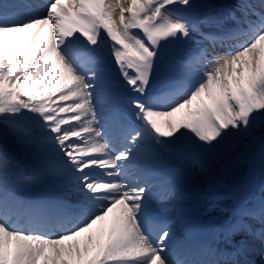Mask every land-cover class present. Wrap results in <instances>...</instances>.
Segmentation results:
<instances>
[{
	"label": "snow or ice",
	"instance_id": "6c2138e0",
	"mask_svg": "<svg viewBox=\"0 0 264 264\" xmlns=\"http://www.w3.org/2000/svg\"><path fill=\"white\" fill-rule=\"evenodd\" d=\"M38 7L0 0V137L38 159L55 187L19 197L8 177L17 161L0 140V264H264V199L213 224L227 259L206 260L175 241L151 195L179 141L209 151L264 129V0ZM173 42L195 45L178 64L163 52Z\"/></svg>",
	"mask_w": 264,
	"mask_h": 264
},
{
	"label": "rangeland",
	"instance_id": "374dc122",
	"mask_svg": "<svg viewBox=\"0 0 264 264\" xmlns=\"http://www.w3.org/2000/svg\"><path fill=\"white\" fill-rule=\"evenodd\" d=\"M9 1H13V0H2V2L5 4H9L8 3ZM198 1L201 2V4H212V3L213 4H219V3L222 4V2H225V3L227 2V0H198ZM35 3L39 5V8L44 10L45 0H43V1L35 0ZM43 13H44V11H43ZM37 46H39V45H37ZM164 50H165V47H164L163 51ZM165 60L170 64H177L176 61H174L172 59L165 58ZM154 83L155 84L156 83L163 84L164 81L158 80ZM257 130L262 132L263 133L262 135H264V129H257ZM230 138H231V140H234V141H242V138H241V140H238V139H235L232 137H227V138H225V140L222 141L223 143L220 144V147L223 146L224 149L233 147V144L229 143ZM0 140H2V142L5 145H8L9 149H12L14 154L19 156V158H15L17 163L14 164L13 166H11L10 169H8V172H9L8 175H10V174L15 175L18 178L28 177L26 183L31 186V188L29 187V189L33 190L32 189L33 185L35 183H37L35 180H38V177L40 178V176L43 177L42 172L40 170V161L34 157H25L23 155V153L19 152V150L14 147V140L12 137L4 135V136L0 137ZM256 146L258 147L257 148L258 149L257 150L258 151L257 152L258 161L264 163V155H262V153H261L262 141L260 140ZM191 147H192L191 143L186 142V140H181L177 143L175 149L169 150L172 152V154H170L168 156H173L174 158L178 159L177 161H179L182 164V168L178 169V171L180 172L179 179L177 180L176 183L170 184L171 186H165L161 190H159L160 186H157V185L155 187L156 188L155 191L153 189L151 190V193L152 192L159 193V196L161 198V202L165 203L166 206L168 205L167 206L168 208L170 207L169 214L172 217V221L169 224H171L173 227V231L175 232V237L180 232V226L175 222V220L177 219L178 212H180L182 209H185L184 207L193 201H194V204L196 202H201L202 204H206L207 203V194H208V192H210V191H208L209 189H213V190H217V191H225L224 186H221V188H219L216 185L217 178L221 177L222 176L221 174L214 175L213 177L207 176L205 178L202 176V174L204 172V164L201 160L197 159L196 153L193 154L192 150H191V152L188 153V151H190ZM180 149L184 150L183 154L180 153ZM233 149H235V148L233 147ZM185 150H187V151H185ZM217 151L218 152L223 151V148L219 149V146H218V148L214 152H217ZM227 151H229V150H227ZM185 154L190 156V159H191L190 161H188L189 159L186 160L184 158ZM235 160H236V158H235ZM137 166L139 167V164ZM258 169H260L259 164H258ZM232 170H233V173H232L233 177L226 179V181L228 183H234V179L240 174L241 171L242 172L247 171V165L242 164L240 166V168H237L236 170H235V168H233ZM13 181L15 182V180H13ZM38 182H40V181H38ZM240 184H241V186H244V188H242L243 191H245L246 188L247 189L251 188L252 190H255V188L258 187L257 180L252 175H251V177H249L247 175L245 177V180L242 181ZM34 187L36 189H41V188L36 187V186H34ZM239 188H241V187H239ZM239 188L232 189L230 192L225 194L226 195L225 197L221 198L217 202V207L214 210L215 211L218 210V212H215V214L219 215V218H218L219 221L223 220L225 215L230 216L235 211H237L239 208L244 207L243 205H246V204H244L247 201L246 199L252 197L251 194H249L247 198H243L244 194H243V192L240 191ZM259 188H264V183L261 184ZM186 189H188L190 192H189V194L184 195V191ZM249 191H247V193ZM181 196H182V198H180ZM259 199H264V193H262L261 195H257L255 197L254 203L259 202L260 201ZM110 220H111V218H110V214H109V217H107L106 220L101 225V227L104 229L105 232L107 230V227H108ZM95 227L96 226H94L93 231H95ZM83 239H84V237L82 236L81 237L82 242H83ZM259 248H260V245L255 242L254 247H253V255H252V257L254 258V261L257 259L256 253L259 251Z\"/></svg>",
	"mask_w": 264,
	"mask_h": 264
},
{
	"label": "bare ground",
	"instance_id": "6f19581e",
	"mask_svg": "<svg viewBox=\"0 0 264 264\" xmlns=\"http://www.w3.org/2000/svg\"><path fill=\"white\" fill-rule=\"evenodd\" d=\"M13 1H9L8 3L10 4V3H12ZM258 2V1H257ZM39 6V5H38ZM43 11L44 10H42L41 8H39L38 7V9H37V14H40V15H43L44 13H43ZM22 39V38H21ZM195 45H193L191 42L189 43V49L191 50L193 47H194ZM219 51H223V49H218ZM114 79L116 78L115 77V73H114V77H113ZM122 90V88L120 89V91ZM35 93H36V90L34 89V91H33V94L35 95ZM121 95H122V97L124 96L125 98L123 99L122 98V100H126V98H127V96H128V90H126V91H121ZM124 105H127L125 102H122V104H121V106H124ZM128 114L130 115V113L128 112ZM179 117L177 116V117H173L172 119H178ZM100 143H101V141H100ZM168 161H170L169 159H166V156H164V157H162L161 158V160L159 161V164H160V167H163L164 165H166V163L168 162ZM139 167H141V168H145V169H151L152 167H153V165H151V164H143V165H140ZM8 169H10V167L8 168ZM160 170V169H159ZM9 173V172H8ZM156 174H154V175H156L157 177H158V179H162L161 178V174L162 173H158V172H155ZM43 176L45 177V178H47V179H49L46 175H44L43 174ZM178 177H179V173L178 174H176L175 173V177H174V180H176V179H178ZM9 178H11V176L9 177ZM29 180V179H28ZM26 181H27V178H25V177H22V178H18L17 179V184H15V187L18 189V190H21L22 188H24L25 186H26ZM170 181H173L172 179H170ZM48 183H46V187H44V188H41L40 186H39V188H41V189H36L35 187H34V190L35 191H37L39 194H40V196H42L43 198H45V197H47V196H50L51 194H52V192H53V189H54V185L52 184V182L51 181H47ZM177 182V181H176ZM175 181H174V183H176ZM40 184L41 183H45V181L44 180H41L40 182H39ZM169 183H171V182H169ZM168 183V184H169ZM20 186V187H19ZM155 190V189H154ZM51 192V193H50ZM157 196H159V195H157ZM181 198V197H180ZM189 204H194V201L193 202H191V203H189ZM207 204V203H206ZM205 204V205H206ZM205 205L204 204H202L201 202H196L194 205H193V207L192 208H190V210H188V211H186V212H180L179 214H178V219L175 221L176 223H179L180 225H181V227L183 228L184 226H186V224H188L189 222H192L194 219H199V220H201V218H200V215L202 214V212L205 210ZM112 215L113 214H110V218L112 219ZM203 218L204 217H202V220H203ZM216 221H218V218H215V219H211V221L210 222H212L213 224L216 222ZM202 222V221H201ZM200 222V223H201ZM185 228V227H184ZM215 231V229L214 228H212L211 229V226H210V230H208V226L207 225H204L199 231H198V233H200V234H203V232L204 233H207V232H209V233H212V232H214ZM215 233V232H214ZM183 249H186V250H190V251H192V252H196V253H198V255L197 256H201V257H210L209 258V260H217V257H218V254H217V252H216V249H217V246H216V248H215V250L213 251V247L214 246H212V244L214 243V242H212V244H210V245H207L208 247H203L202 245H200V244H198V240H197V238H196V235H193L189 240H187V241H180V242H177ZM216 244H217V242H216ZM221 246V245H220ZM206 248H208L209 250H206ZM209 255V256H208ZM220 257H221V259L220 260H225V259H227V256L226 255H220ZM253 258V257H252Z\"/></svg>",
	"mask_w": 264,
	"mask_h": 264
},
{
	"label": "water",
	"instance_id": "95a60500",
	"mask_svg": "<svg viewBox=\"0 0 264 264\" xmlns=\"http://www.w3.org/2000/svg\"><path fill=\"white\" fill-rule=\"evenodd\" d=\"M168 55L174 58H181L186 54V42H173L167 44Z\"/></svg>",
	"mask_w": 264,
	"mask_h": 264
},
{
	"label": "trees",
	"instance_id": "16d2710c",
	"mask_svg": "<svg viewBox=\"0 0 264 264\" xmlns=\"http://www.w3.org/2000/svg\"><path fill=\"white\" fill-rule=\"evenodd\" d=\"M242 147L243 148L240 151L241 152H244L245 147L244 146H242ZM235 150H237V149H235ZM230 153H231V155H235V152L234 153L233 152H230ZM238 153H240V152L237 151V154ZM231 155L229 153L227 155H225V160L222 159V165L228 163L232 159Z\"/></svg>",
	"mask_w": 264,
	"mask_h": 264
}]
</instances>
